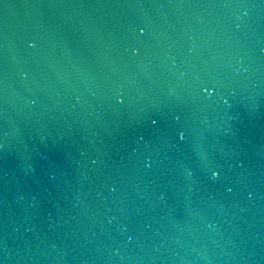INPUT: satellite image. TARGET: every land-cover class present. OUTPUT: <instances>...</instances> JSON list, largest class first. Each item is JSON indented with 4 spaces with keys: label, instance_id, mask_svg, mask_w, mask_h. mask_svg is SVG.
Returning a JSON list of instances; mask_svg holds the SVG:
<instances>
[{
    "label": "water",
    "instance_id": "water-1",
    "mask_svg": "<svg viewBox=\"0 0 264 264\" xmlns=\"http://www.w3.org/2000/svg\"><path fill=\"white\" fill-rule=\"evenodd\" d=\"M129 257L264 264V0H0V262Z\"/></svg>",
    "mask_w": 264,
    "mask_h": 264
},
{
    "label": "clouds",
    "instance_id": "clouds-1",
    "mask_svg": "<svg viewBox=\"0 0 264 264\" xmlns=\"http://www.w3.org/2000/svg\"><path fill=\"white\" fill-rule=\"evenodd\" d=\"M235 6L238 7V8L242 7V8H244V9H247V8L249 7L247 4H237V5H235ZM248 15H249L248 11L245 10V11L243 12V16H248ZM236 19L239 20V19H241V17L238 15V16L236 17ZM235 27H236L237 30H239L240 27H241V25H240V24H236ZM29 47H35V45H34V44H29ZM133 54H134V55H137L138 52H135V51H134ZM24 78H26V76H25ZM203 91H204V92H207L208 95H209V97L211 96V92H209V90H208L207 87H205V88L203 89ZM225 102H227V101H225ZM154 123H155V122H154ZM93 163H95V161H93ZM218 176H219V173H218V172H214V173H213V179L218 178ZM249 199H250V200L253 199L251 193L249 194ZM110 222H111V221H110ZM125 231H127V229H125ZM131 239H132V238L129 237V242H131ZM157 251H158V249H157ZM116 255H119V252H118V251H117ZM124 259H125V257H123V256L120 257V260H121V261H123ZM128 259H129V262H130V264H131V259H132V258L129 257ZM205 259H207V257H205ZM0 264H2V262H0ZM209 264H210V262H209Z\"/></svg>",
    "mask_w": 264,
    "mask_h": 264
},
{
    "label": "snow or ice",
    "instance_id": "snow-or-ice-1",
    "mask_svg": "<svg viewBox=\"0 0 264 264\" xmlns=\"http://www.w3.org/2000/svg\"><path fill=\"white\" fill-rule=\"evenodd\" d=\"M146 31H147L146 29H141V34H143Z\"/></svg>",
    "mask_w": 264,
    "mask_h": 264
}]
</instances>
